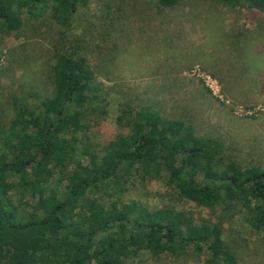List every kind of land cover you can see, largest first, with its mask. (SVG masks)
Wrapping results in <instances>:
<instances>
[{
  "label": "trees",
  "instance_id": "1",
  "mask_svg": "<svg viewBox=\"0 0 264 264\" xmlns=\"http://www.w3.org/2000/svg\"><path fill=\"white\" fill-rule=\"evenodd\" d=\"M155 1L169 9L180 0ZM219 1L264 14V0ZM87 3L0 0V27L14 33L24 14L48 12L68 26ZM52 77V96L32 106L16 100L9 132L0 131V264H126L140 252L177 259L189 251L206 253L207 264H237L219 226L171 207L124 211L120 198L132 184L161 177L179 197L262 231L264 169L226 163L218 140L149 105L128 114L129 136L93 152L82 135L104 104L92 68L82 56L58 52ZM62 168L59 181L68 184L62 196L49 194Z\"/></svg>",
  "mask_w": 264,
  "mask_h": 264
},
{
  "label": "rangeland",
  "instance_id": "2",
  "mask_svg": "<svg viewBox=\"0 0 264 264\" xmlns=\"http://www.w3.org/2000/svg\"><path fill=\"white\" fill-rule=\"evenodd\" d=\"M22 20L14 33L0 27V131L9 132L16 100L32 106L52 96L56 54L67 51L88 61L102 91L104 107L82 135L93 152L129 136L128 114L149 105L186 122L198 136L218 140L226 163L264 169V14L257 9L219 0H180L169 9L155 0H88L68 26L51 12ZM63 168L49 194L62 196L68 184L59 181ZM14 196L18 204L19 194ZM120 203L124 211L171 207L209 221L222 229L221 241L237 264H264V230L179 197L161 177L132 184ZM206 260V253L194 251L177 259L140 252L126 264Z\"/></svg>",
  "mask_w": 264,
  "mask_h": 264
}]
</instances>
